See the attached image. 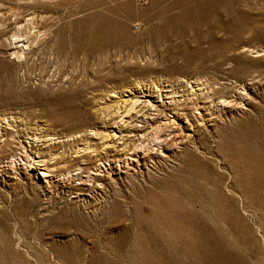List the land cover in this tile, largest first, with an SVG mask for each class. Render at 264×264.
<instances>
[{
    "label": "rangeland",
    "instance_id": "1",
    "mask_svg": "<svg viewBox=\"0 0 264 264\" xmlns=\"http://www.w3.org/2000/svg\"><path fill=\"white\" fill-rule=\"evenodd\" d=\"M180 84L198 109L154 111ZM110 105L174 125L90 172L26 135L89 126L128 147L99 120ZM0 116V264H264V0H0Z\"/></svg>",
    "mask_w": 264,
    "mask_h": 264
},
{
    "label": "bare ground",
    "instance_id": "2",
    "mask_svg": "<svg viewBox=\"0 0 264 264\" xmlns=\"http://www.w3.org/2000/svg\"><path fill=\"white\" fill-rule=\"evenodd\" d=\"M194 81H196V82L198 81V83H197L198 86L199 85H203L202 83H199V79H195ZM192 83H193V81H192ZM180 85L183 86V87H186V89H185V91H184V93L182 95V96H185V98L183 100H182V98L178 99V98L175 97V94H178L179 91L177 90L176 87L175 88L173 87V89L172 90H168L170 92L167 93L168 95L171 94L170 98H172V99L170 101L162 102L161 104L160 103L159 104H154L153 103L151 105V106L154 107L153 110L157 111L158 114H160V115L164 114L165 116L168 114L167 113L168 111H171V112L174 111L173 117H175V119H177L178 117L180 118V116H189V114L194 113V111L196 109H198L197 107L199 105V101L205 100L204 98H206L204 96V92L198 93L197 89H193V86H190V85L189 86L192 88L190 90L188 89V85H185V84H180ZM157 87L158 86H156V89H158ZM206 88H207V93H208L207 97H214V96H217V98L223 97V95H218L222 91L221 89L215 88L211 84H206L205 88L202 87L200 89L202 91V90H204ZM155 92H157V90ZM138 101H139V99L135 100L133 102L131 108L129 110L126 109L127 111L125 113L124 112L123 113L124 114L127 113L129 115V113L131 111L136 109V107L134 105H136ZM110 107H111V105L107 106L105 110L103 109V111H107V114H103L102 113L103 115H106V116H104V117L100 116L99 120L102 119L101 122L105 123L106 126H108V125H113V126L116 125L115 127L118 128V130H116L117 132L118 131L121 132V133L122 132H131V134L134 133V136L136 138L132 139V141H131L132 143L129 142L130 144H129L128 147H127L128 143L124 142V144L122 145V148H119V149L117 148L116 149L115 148V143H114L115 141L111 142L112 139H113V136L111 135L109 130H106L105 131L106 133L104 131H103L104 133H99L94 128L88 129L89 126H87V128L86 127L70 128V129L67 128V129H63L62 131H60V130H56V129L54 130L53 127H51L52 124H51V126L49 125L50 123L47 124L48 125V126H46L47 128H44L45 125H43V127L39 128L40 124L35 121V127H33V125H32V127L29 126L30 129H26V131L30 130L29 132L26 133V135L29 136V137H32L34 139L33 141H36L37 139H39V141H40V140H42L40 138H44L45 141H46L44 143H47V141H50L52 139H58L59 140L60 138H63L64 140L62 142L59 141L60 142L59 143V148L62 149L61 150L62 152H60L58 154L50 152V153H47L48 155H44L43 153H41L42 155L40 157L41 158L45 157L41 161H45L46 158L48 160L54 159L55 163H58V164L60 163L61 164V162L62 163H66L67 162V157L68 156H70L71 158L74 157V160H72V162L78 161V160H80V159H82L84 157L85 158V162H86L85 166H82L81 164H77V163H74V164L79 166L78 169H83V172H90L89 170L91 169V166H96L97 165L96 163L98 161H102V162L104 160L108 161V160H110V157H111L113 161H121V160H123V162L127 163L128 159H129L128 158L129 156L138 157L140 155V153H148L149 150L153 151V146L162 144V143L158 142V140L161 137L165 136L167 134L166 132H168L170 130V128H172V126L174 125V124L173 125H168L166 122H164L163 124L162 123H158V122L163 121V120H160V119H157V118L156 119L152 118V120H151L150 116H152L151 115L152 113H145L142 116L132 115L133 114L132 113L130 115V117H127V119L124 120L123 113L120 112L121 114H119V116H121V120L118 121L117 119L119 118V116L118 115H112L111 112H113V111H112V109H110ZM118 109L121 110L120 107L117 108V110ZM142 109H143V107L141 108V110ZM114 113H115V111H114ZM138 113H139V111H138ZM116 114H118V112ZM98 115H101V114H98ZM135 117H136V119H135ZM11 118H12V116H11ZM8 119H9V117L3 116V117L0 118V122H2L4 120L6 122L7 121L9 122ZM175 119L172 121L173 123H174ZM120 122H122V123H120ZM139 122H141L142 125H139L138 124ZM169 123H170V121H169ZM10 124L11 123H7V125H10ZM92 126H94V125L92 124ZM102 128H104V127H102ZM197 128L200 129L199 127H197ZM3 129L6 132L4 134H6L7 136L12 135L11 131L9 132V130H8V128L6 126ZM22 130H23V128H22ZM37 132H40V133H37ZM171 132H169V134H171ZM23 135H25V134H23ZM96 136H99L100 138L97 139ZM110 136H112V137L110 138ZM142 137H144V139ZM8 140L7 141L5 140V142L9 144ZM164 140H166V138H164ZM146 141H148V143H151V142L153 143L151 148H149V147L147 148L146 143H145ZM55 145H58V144H55ZM148 146H150V145H148ZM52 147H54V146H51V148H49V149H52ZM1 149H3V148H1ZM189 149H190V138H188L187 141L184 142V148L182 150L183 151H188ZM148 157L151 158L152 156L149 154ZM143 160H146V158H143ZM72 162L71 163L67 162V164L69 163L68 166L65 164L62 167L67 168L66 170H68V168L74 167V164ZM69 172H70V170L68 171V173ZM61 174H63V173H61ZM88 175H90V174L88 173ZM126 178H127V181H128L129 184H133L134 182L136 183L137 176H135L134 174H132L130 176L127 175ZM104 184L106 185V187H108V192L107 193H111V192L117 193L119 191V189H120V188H118V183L115 182V181L112 182V181H110L108 179H104ZM70 189L71 190L74 189V190H77V191H85V190L91 191L92 190V188L89 189V187L86 186V185L85 186L82 185V186H79V187L72 186V187H70ZM91 208H94V206L91 205Z\"/></svg>",
    "mask_w": 264,
    "mask_h": 264
}]
</instances>
